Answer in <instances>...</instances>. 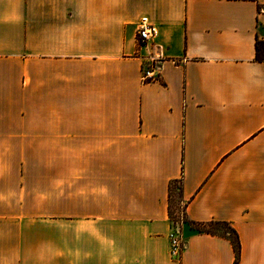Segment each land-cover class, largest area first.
I'll return each instance as SVG.
<instances>
[{"label":"crops","instance_id":"0c3cea01","mask_svg":"<svg viewBox=\"0 0 264 264\" xmlns=\"http://www.w3.org/2000/svg\"><path fill=\"white\" fill-rule=\"evenodd\" d=\"M257 42L264 0H0V264H264ZM211 221L235 230L237 256L192 229Z\"/></svg>","mask_w":264,"mask_h":264},{"label":"trees","instance_id":"16d2710c","mask_svg":"<svg viewBox=\"0 0 264 264\" xmlns=\"http://www.w3.org/2000/svg\"><path fill=\"white\" fill-rule=\"evenodd\" d=\"M263 45L264 42L262 43L257 42L256 59L260 61L264 60V55H261ZM147 81H159V78L158 77L149 78ZM175 191L177 193V196L178 195L180 196L181 190H180V183L178 181L169 184L168 187L169 205L170 202L172 201V196L175 194ZM180 208L181 210L179 213L180 215L179 218L174 219L172 215V211L169 212V219L172 224L173 222H175L176 224L179 223L180 221L183 223L185 222V214H184L183 206ZM192 225H193L192 229L196 233L219 236L228 239L229 242L231 243L235 256H237L239 251L238 237L235 230L231 228L228 223L211 221L208 223H192Z\"/></svg>","mask_w":264,"mask_h":264},{"label":"rangeland","instance_id":"374dc122","mask_svg":"<svg viewBox=\"0 0 264 264\" xmlns=\"http://www.w3.org/2000/svg\"><path fill=\"white\" fill-rule=\"evenodd\" d=\"M261 55H264V45L262 47ZM28 178H29V183L33 182V181L35 183H41L43 180V176H41V175H37L35 180L26 175L25 176V182L28 181ZM7 180L9 182L14 183V182H16V176H14V179L9 178ZM175 201H176V196L173 198V205H174L173 218L174 219L179 218V216H180L179 215L180 208H178L175 205L176 204ZM21 211H22L21 215H25L28 217L35 216V217H38L40 219H45V220L50 218V217H56L59 214L58 208L53 207V206H42V207H40V206H36V205H32V206L30 205L27 208H23ZM45 223L51 224L49 221H45ZM174 227H176L175 222H173V228ZM9 241L14 242L15 240H9ZM2 261L5 264H17V263L18 264H32L34 262H37V263H42V262L53 263V262H58L59 259L55 260L54 256L46 257V256H40V255H33V254H30V255L29 254H23V255H15L14 254V255L3 256Z\"/></svg>","mask_w":264,"mask_h":264},{"label":"built area","instance_id":"2783aa9c","mask_svg":"<svg viewBox=\"0 0 264 264\" xmlns=\"http://www.w3.org/2000/svg\"><path fill=\"white\" fill-rule=\"evenodd\" d=\"M155 34H156V30L153 25L147 23L145 19H142L139 22L138 29H137V36H138L139 42L146 43L147 41L151 40L155 36ZM153 65L154 64L152 60V65L150 66L151 69L146 72L147 78H153V76H151V73H150L154 67ZM168 241H169L168 254L170 258L173 260H178L183 250V247H184L182 236L179 230V226L174 227L169 232Z\"/></svg>","mask_w":264,"mask_h":264}]
</instances>
